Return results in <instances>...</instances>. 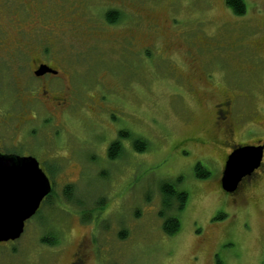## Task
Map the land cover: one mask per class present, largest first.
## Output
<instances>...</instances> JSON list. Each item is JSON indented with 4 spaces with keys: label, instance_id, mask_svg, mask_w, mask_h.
<instances>
[{
    "label": "rangeland",
    "instance_id": "rangeland-1",
    "mask_svg": "<svg viewBox=\"0 0 264 264\" xmlns=\"http://www.w3.org/2000/svg\"><path fill=\"white\" fill-rule=\"evenodd\" d=\"M35 1H22L29 31L39 17ZM37 1L61 9L64 16L79 0ZM89 1L83 5L95 8L94 26L111 28L103 31V40L89 46L92 40L54 46L48 54L50 61L69 55L70 64L73 58L76 63L73 106L59 120L60 128L47 122L43 112L34 121V113L25 111L34 89L26 84L30 57L9 60L7 48L0 46V120L2 115L5 119L0 138L6 137L5 149L33 155L54 188L50 203L27 222L20 240L0 244V264H70L84 238L90 239L88 264H264V180L234 201L219 189L221 170H208L209 163L200 159L201 145L193 149L185 144L192 135L211 129L217 94L230 91L215 89L204 69L212 80L234 89L237 110L250 103L257 106L259 129L264 130V61L246 47L256 31V39L264 37V15L259 13H264V0H245L248 13L241 17L226 0H130L134 5L122 8L129 14L123 15L119 29L106 18L112 15L110 6L121 0ZM8 9V4L7 10L6 5L1 8L7 16ZM4 24L14 40L13 24ZM67 39L74 38L68 34ZM186 43L203 50L199 55L204 65L189 75L197 87V104L190 103L183 83L171 73L172 55H180V69H187ZM8 45L9 51L15 50ZM161 45L173 46L166 49L171 59L159 55ZM144 47H151L150 52ZM20 115L32 119L21 134L16 120ZM244 127L245 122L235 139L249 143L252 135L242 136ZM258 131L253 135L263 139ZM137 141L146 142L145 152L136 150ZM115 142L121 143L122 152L111 159ZM199 161L211 174L206 179L196 175ZM68 184L74 185V198L83 207L58 200ZM165 184L188 194L182 210H164ZM170 218L180 223L173 235L164 230Z\"/></svg>",
    "mask_w": 264,
    "mask_h": 264
},
{
    "label": "flooded vegetation",
    "instance_id": "flooded-vegetation-1",
    "mask_svg": "<svg viewBox=\"0 0 264 264\" xmlns=\"http://www.w3.org/2000/svg\"><path fill=\"white\" fill-rule=\"evenodd\" d=\"M13 1H15L14 4L16 6L10 9L11 3ZM22 1L23 0H2V1L0 0V46L1 48L2 47L7 48V50L5 51H8L7 57L9 58V60L15 57L14 60H16L17 62L18 60H24V59L26 60L28 56L30 57V63L28 64L29 74H27L28 80L26 81V84L31 85L34 89L31 91L32 93L31 92L29 93V95L32 94V96L31 97L29 96L26 99V102L24 103L25 109H27L25 111L29 114L30 112L34 113V117L32 118L34 121L38 118L39 112H43V114L46 116L47 122L50 121L52 126H54L55 128H60L62 124L61 125L59 124V120L64 115H66L67 117L69 114L70 107L73 106L74 96H72V94H74V90L72 86V78H75V71L73 69L75 68L76 63L74 61L75 59L73 58L72 59L73 62L72 64H70L71 60L69 58V55L66 56L62 55L61 57L57 58L58 60L56 58H52L53 60L50 61L48 58V54L49 51L51 53V47L54 48V46L56 47L60 45L66 47H73V45H75L78 42V40L79 41L92 40L93 42L89 43L88 44L89 46L90 44L92 45L100 40H103L102 39L104 34L103 31L106 32L111 28H107L106 30L102 31V29H100L98 26H94L96 25L94 21L96 10L92 6L89 7V10L86 8L87 3L90 2L89 0L77 1L74 7H72L71 12L64 13V16L61 15L62 12H60L61 9H59L62 8L61 5L58 7L59 10H57V8L53 9L52 7H50L49 9L47 5L46 7L43 5H39V2L36 0L35 6L39 8L38 9L39 17L35 16L36 19L33 22V28L31 31H29L26 30V26H25L28 23L25 24L26 20H24L22 17L25 14L24 10L27 12L28 9L26 8V3ZM61 1L63 2V0ZM107 1L108 2L111 1V3H114V0H107ZM243 1L246 2L245 0ZM83 3H85L86 5H83ZM120 3L121 4L116 6H110L111 9L108 12L109 14L115 15L114 17H116L115 19H117V21L112 24H110L107 21V23L113 27H116L120 22H122L124 14H126L128 17L129 13L123 11L122 8L128 7V5H134V3H132L130 0H121ZM7 4L9 7L8 16L6 15V11L1 10V8L4 5H6V10H7ZM226 4H227V0H226ZM232 10L234 12L233 8ZM50 13L53 14V19L48 20ZM247 13H248L247 7L243 15H237L234 12V14L237 15L238 17L245 16ZM259 13L264 15L262 11H259ZM88 14L90 17L88 16ZM227 14L229 15L228 12ZM29 20L30 18L27 19V21ZM229 20H231V17L229 18ZM6 22L13 24L12 29L15 30V35L17 36V37L15 36L16 38L14 40L10 39V37L8 36V33L10 32L5 30L6 28H4L5 25L4 23ZM134 27L135 26H131L127 28L125 26L124 28L131 29ZM68 34L69 36H72V38L74 39H67ZM256 35H257V31L253 33V36L250 39L247 40L246 47H248V49H250L256 57H259L260 60L264 61V37L260 41L256 39L257 38ZM9 42L16 47L15 50L9 51L10 50V48H8ZM109 42H112V40ZM187 46H188V50L186 52L187 58H185V60L187 61V64H185V68L187 69H180V65L177 61V57L179 58L180 55L175 57L174 55L171 54L174 57V59H171L172 58L170 57L171 55L166 52L167 50H170V48L173 46L167 47L166 50L165 47L161 45V47L159 48V50L161 51V52L159 51V55L160 56L168 55L169 59L173 61L174 72L171 69L172 70L171 73L174 75L176 79H180L181 82L183 83V88L185 92L188 94L190 103L192 101L193 103L197 104L198 101L196 102V94H195L197 87L192 80H189V75L191 73L199 71L200 64L204 65V61L200 58L199 55L200 54L199 51H203V50L202 49L195 50L194 48L191 47V45L189 46L188 44ZM144 48H146V51H148V53L151 50V47L150 48L144 47ZM36 52H39V54H36ZM76 56L77 55H74V57ZM181 62L184 65V61L181 60ZM41 67H46L50 69L51 72H47L43 75L41 74L39 75L38 73L40 72ZM183 70L185 71L183 72ZM203 73L205 74L210 84L214 86L215 89H219V90L221 89L223 91L230 90V91H226L223 93L219 92V94H217L218 99H216L213 105L214 117H213L211 129H209V131H205V133L203 132L197 135H192L185 142V144L193 149L197 148L195 147L196 145L198 144L201 145L200 150L203 153H201L200 159H204L209 163L207 167L208 170L210 171L212 169H217L219 171L221 170L219 178L217 180H218L219 189L222 190L221 188L222 174L225 170L229 156L233 154L235 150L242 147L264 146V137L263 139H259L257 138V136L259 135H253V133H257L259 126L261 125V120L258 115L259 110L257 106L255 104L250 103L251 106H253V108H250L248 111L246 110L248 109L250 104H248L247 106H243V111L237 110L235 108L236 105L235 100L237 99L238 96L233 92L234 89L229 87H227L228 88L227 89L222 86L224 84H219V82L212 80L208 75V73H206L205 69ZM221 75L223 76V74L220 72L216 74L218 78H221ZM91 98L92 101L94 102L95 97H91ZM26 112L24 113L27 116ZM236 112H242L244 114L238 115ZM21 116L22 115L18 116L16 119L19 124L17 131L20 132V134L22 128L25 127L26 124H28V122L32 121V119L30 118H26L22 120ZM3 120H5L4 115H2L1 117L0 126L2 123H4ZM244 122L246 124V127H244V133L242 136H244L247 133L253 136V137L252 136L249 137L248 140L249 143L244 142L243 139L239 142L238 140L235 139V135L237 130L239 129V126H241V123ZM259 130L261 134L264 135V130L262 129ZM1 137L2 138H0V154L35 158L33 155L30 154H20V153H15L9 149H5L7 144L6 137L3 136ZM254 137L256 139H254ZM251 140L253 141L251 142ZM243 143H248V144L243 145ZM202 146L207 147V150H203ZM198 168H202V169L205 168L203 167L202 161L198 162V165L196 166L195 170H197ZM263 180H264V156L261 162V166L258 169H256L252 173V175L247 176L243 179V181L239 185L238 190L234 194H228V195L234 197V201L239 199L240 197L243 198L244 194L248 193L252 188L256 187ZM43 204H45V202ZM12 243L14 244L16 242H9V244ZM91 243L92 245H94L93 237H91ZM0 244H4V243H0ZM89 244H90L89 238H84L81 241V243H79L75 253L72 256V261L70 262V264H88L87 262L88 257L85 249L90 248ZM93 251L94 250L92 247V252ZM94 255H96V252L94 253ZM217 264H220V261H218Z\"/></svg>",
    "mask_w": 264,
    "mask_h": 264
},
{
    "label": "water",
    "instance_id": "water-1",
    "mask_svg": "<svg viewBox=\"0 0 264 264\" xmlns=\"http://www.w3.org/2000/svg\"><path fill=\"white\" fill-rule=\"evenodd\" d=\"M51 72L41 67L39 75ZM264 146L242 147L227 160L221 188L234 194L243 179L261 166ZM52 185L37 159L0 154V243L16 241L51 194Z\"/></svg>",
    "mask_w": 264,
    "mask_h": 264
},
{
    "label": "trees",
    "instance_id": "trees-1",
    "mask_svg": "<svg viewBox=\"0 0 264 264\" xmlns=\"http://www.w3.org/2000/svg\"><path fill=\"white\" fill-rule=\"evenodd\" d=\"M227 4L231 8L234 9V12L237 15H243L246 11V5H245V2L243 0H227ZM114 16L115 15H107L106 19L110 24L115 23L117 21V19H115L116 17H114ZM135 148L139 152H145V150L147 149V144H146V142H143V141H137L135 143ZM121 152H122L121 143L115 142V143H113V145L109 151V156L111 159H115L120 155ZM196 175H197V177L202 178V179H206L208 176H211L209 171L202 169V168H198L196 170ZM63 190H64L63 191V197L64 198L59 197L58 200L65 201V202L67 201L66 203H75L77 205H80L82 203L80 200H76L74 198V196H75L74 185L68 184L64 187ZM53 193H54V190H53ZM53 193H52V195H53ZM161 193H162V199H163L162 200V206H163L164 210H168V211L172 210L175 207H177V209H179V210H182L183 207L185 206V202H187V199H188V194L186 192H181V191H179V189H177L176 186H172V185H167V184L163 185L161 187ZM52 195L49 196V198L45 201V204L43 205L42 210L44 209L45 205L50 203ZM80 206L83 207L84 206L83 203ZM40 212H38V214ZM160 216L163 217L164 216L163 213H162V215L160 214ZM164 230L169 235H173V234L179 232L180 231V223H179L178 219L177 218L176 219L170 218L167 221L165 220Z\"/></svg>",
    "mask_w": 264,
    "mask_h": 264
},
{
    "label": "bare ground",
    "instance_id": "bare-ground-1",
    "mask_svg": "<svg viewBox=\"0 0 264 264\" xmlns=\"http://www.w3.org/2000/svg\"><path fill=\"white\" fill-rule=\"evenodd\" d=\"M39 164H40V163H39ZM40 167H41V166H40ZM41 169H42V168H41ZM45 174H46V173H45ZM46 175H47V174H46ZM47 177H48V176H47ZM48 178H49V177H48ZM49 180H50V178H49ZM50 182H51V180H50ZM51 185H52V182H51ZM53 190H54V188H53V185H52V191H51V194H50L49 196H51V195H52V193H53ZM49 196L45 198V200L43 201V203L46 201V199H48V198H49ZM43 203H42V206H41V208H43V205H44ZM41 208H40V210H39V211H41V210H42ZM39 211H38V212H39ZM38 212H37V214H38ZM37 214H36V215H37ZM36 215H35V216H36ZM24 232H25V231H24ZM23 234H24V233H23ZM22 236H23V235H22ZM22 236H21V237H22ZM19 240H20V239H18V240H16V241H10V242H17V241H19ZM5 243H9V242H5Z\"/></svg>",
    "mask_w": 264,
    "mask_h": 264
}]
</instances>
